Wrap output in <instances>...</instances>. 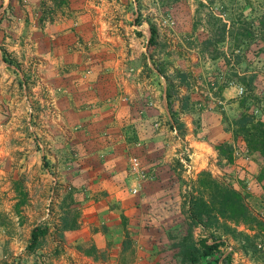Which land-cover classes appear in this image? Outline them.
<instances>
[{"label":"rangeland","instance_id":"obj_1","mask_svg":"<svg viewBox=\"0 0 264 264\" xmlns=\"http://www.w3.org/2000/svg\"><path fill=\"white\" fill-rule=\"evenodd\" d=\"M61 17L70 32L87 34L75 35L70 49L83 55L84 78L101 66L112 68L115 60L138 91L137 97L121 99L134 103L145 129L141 134L131 129L127 135L128 181L119 197L126 214L123 209L109 219L123 228L121 215L126 218L114 257L109 254L116 246L100 244L93 236L97 226L86 228L98 201L89 185L64 190L58 181L81 156L76 148L61 149L68 135L61 137L60 130L72 134L75 128L63 127L57 106L60 87L44 76L50 25ZM150 22L156 30L153 44H148ZM125 28L130 32L125 34ZM106 34L120 35L126 47L110 52L101 42ZM0 61L11 66L13 81L22 87L2 101L0 110L6 116L0 123L6 122L0 137V264H187L175 244L187 222L183 194L200 171L239 190L261 224L234 225L254 237L255 251L217 229L219 251L195 264L225 254L231 264H264L263 159L246 148L232 123L243 112L238 99L251 92L260 98L254 114L264 113V0H0ZM30 79L44 84L43 100L29 94ZM168 84L173 114L167 104L164 115L161 100ZM219 145L232 147L231 160L219 153ZM132 156L140 159L148 178L130 174ZM134 186L137 193L131 192ZM19 187L31 192L25 198L27 206H35L30 216L12 211L10 192ZM96 216L105 230L106 217ZM34 223L47 232L30 249ZM82 225L85 231L78 230H84ZM208 232L192 229L196 246ZM92 247L90 255L84 253Z\"/></svg>","mask_w":264,"mask_h":264},{"label":"crops","instance_id":"obj_2","mask_svg":"<svg viewBox=\"0 0 264 264\" xmlns=\"http://www.w3.org/2000/svg\"><path fill=\"white\" fill-rule=\"evenodd\" d=\"M54 22L50 25L51 34L48 37L46 50L51 52L49 54L46 51L47 55H50V60L49 63H44V76L51 85L56 84L57 87H60L57 106L64 124L63 127L70 128L72 131V128H75L72 134L60 130L61 137H64L65 134L68 135L61 149L70 146L76 148L81 155L71 171L69 170L67 175H61L58 181L63 183L62 189L64 188V190L67 185L77 186L81 183L89 185L92 191L90 195L98 201L91 206V211L95 216L87 222L89 225H86V228L92 229L97 226V231L92 232L93 236L98 239L100 244L101 241L104 245L114 244L115 251L109 255L116 256L124 233L120 221L116 219L112 222L109 219L116 218L123 209V213L126 214L125 202L119 197L124 192L125 184L128 181L126 152L131 147L127 135L131 129L136 134H141L145 129L144 123L135 113L134 103H126L121 99L124 95H128L130 99L137 97V87L125 77V74H122L123 66L118 65L115 60H112V68L107 65L101 66L95 74L84 78L83 55L72 52L70 49L75 35L86 37L87 34L77 32L78 30L70 32L71 30L66 29L68 25L65 17L57 18ZM129 32V29H124L125 34ZM101 42L110 48V52L114 51L112 47L119 46L120 51L126 47V41L121 40L120 35L116 34H106ZM50 47L51 49H49ZM108 58L111 59L110 54ZM9 69H12L11 66L0 61V110L2 111L4 107L2 101L22 89L13 81V74ZM31 81L29 94L32 93L35 99L43 100L41 86L44 84H39L36 80ZM161 106L162 112L167 115L168 107L164 94H162ZM5 117V114L3 116V113L0 112V123L4 122L3 118ZM4 124H0V137L5 135ZM45 181L47 182V177ZM45 186L44 193L47 192ZM28 191L30 192V190ZM30 193L25 194L20 187L10 192L14 197L12 201L14 213H27L30 216L34 212L35 206L31 204L27 206L25 202V198H29ZM2 195L0 197H3ZM1 202L4 203L3 198ZM4 210L6 209L4 208ZM98 213H102L106 217L105 230L99 227L95 221ZM23 219L25 220L26 216ZM28 221L31 220L28 219ZM36 225L38 224L34 223L32 227ZM83 227L82 225L81 229L84 230H78L85 231ZM0 228L3 229L4 226L1 225ZM110 241L112 242L110 243ZM100 249L104 250L103 247Z\"/></svg>","mask_w":264,"mask_h":264},{"label":"trees","instance_id":"obj_3","mask_svg":"<svg viewBox=\"0 0 264 264\" xmlns=\"http://www.w3.org/2000/svg\"><path fill=\"white\" fill-rule=\"evenodd\" d=\"M150 36L148 44L155 43L156 30L153 24L149 23ZM7 61V60H5ZM222 90V87L219 89ZM167 104L172 112V92L171 85L166 89ZM264 101V96L263 98ZM260 103V98L252 92L244 95L237 101V107L243 112L238 118L232 120L234 134L240 136L242 143L252 152H258L263 159V167L260 176L264 175V113L258 117L254 110ZM183 106H180L182 109ZM217 150L220 154L232 159V147L230 145H219ZM182 212L186 215L185 230L179 234L175 247L179 249L182 256L181 261L187 264H195L202 256H213L219 251L222 243L221 237L216 233L220 229L225 234L231 235L234 239L242 243L244 249L252 248L255 251L254 237L249 233L238 230L234 225L243 224L251 227L252 223L258 225L261 222L250 212L244 195L229 184L222 183L213 178L209 172L200 171L195 180L190 184L183 194ZM121 223L125 227L126 218L121 215ZM200 227L202 231L210 230L208 234L197 240L198 246L193 238L192 229ZM71 227L64 226V229ZM47 232L46 227L36 225L30 232V242L28 247L34 249L40 236ZM210 240V242H209ZM92 248L84 249V253L90 255ZM207 264H231L230 254L213 257Z\"/></svg>","mask_w":264,"mask_h":264},{"label":"built area","instance_id":"obj_4","mask_svg":"<svg viewBox=\"0 0 264 264\" xmlns=\"http://www.w3.org/2000/svg\"><path fill=\"white\" fill-rule=\"evenodd\" d=\"M238 93H242V88H239ZM175 131V128L173 129ZM236 154L239 153L236 151ZM247 158V157H246ZM129 171L130 174L138 179V178H148V173L143 168L140 159L137 156H132L129 160ZM138 189L134 186L131 188L132 193H137Z\"/></svg>","mask_w":264,"mask_h":264}]
</instances>
